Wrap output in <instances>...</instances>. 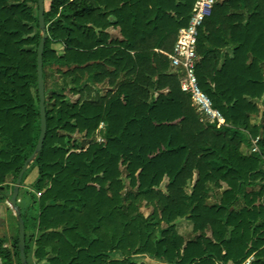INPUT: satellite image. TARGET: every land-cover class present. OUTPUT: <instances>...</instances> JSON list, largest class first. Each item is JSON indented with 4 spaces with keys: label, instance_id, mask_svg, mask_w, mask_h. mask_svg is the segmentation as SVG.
Here are the masks:
<instances>
[{
    "label": "trees",
    "instance_id": "16d2710c",
    "mask_svg": "<svg viewBox=\"0 0 264 264\" xmlns=\"http://www.w3.org/2000/svg\"><path fill=\"white\" fill-rule=\"evenodd\" d=\"M216 1L197 77L221 128L193 107L168 56L199 0H45L48 129L33 192L18 197L28 264H264V0ZM42 39L39 0H0V203L40 140ZM55 67L61 93L48 89ZM181 219L194 225L188 241ZM7 243L0 263L22 264L19 234Z\"/></svg>",
    "mask_w": 264,
    "mask_h": 264
},
{
    "label": "built area",
    "instance_id": "2783aa9c",
    "mask_svg": "<svg viewBox=\"0 0 264 264\" xmlns=\"http://www.w3.org/2000/svg\"><path fill=\"white\" fill-rule=\"evenodd\" d=\"M216 0H199L189 26L180 32L172 55V73L179 75L181 89L192 98L193 107L210 124L218 128L226 126L224 115L214 107L211 98L201 89L197 77V47L200 31L208 17L211 16ZM258 141L254 140L252 153H258ZM246 264H250L248 261Z\"/></svg>",
    "mask_w": 264,
    "mask_h": 264
},
{
    "label": "rangeland",
    "instance_id": "374dc122",
    "mask_svg": "<svg viewBox=\"0 0 264 264\" xmlns=\"http://www.w3.org/2000/svg\"><path fill=\"white\" fill-rule=\"evenodd\" d=\"M48 2V1H47ZM109 33L112 35L113 39L116 40H122V36L120 34V30L118 29H111L109 30ZM59 47L57 46V49ZM47 74H48V89H49V93H61V89H63L65 87L64 84V80L62 78V76L57 74V68H49L47 70ZM94 94L98 95V96H105L108 91L110 90L108 86L106 85H98V86H94ZM66 97L69 99L70 102H75L77 100L78 97H73L71 96L67 91L65 92ZM104 125H101L99 131H98V135H97V139H98V143H105V139L103 136L104 133ZM78 139L79 141L80 136L75 135L74 139ZM243 152L245 154H249L250 152H247V150L244 148ZM38 177V170L36 168H34L33 164L30 165L25 178H24V184L21 187L20 190V196L19 198L22 201V199H24L26 197V194L29 192H33V184L36 181ZM196 177L193 181V183L190 184L189 188L187 189V192L190 194L192 192L193 186L196 182ZM125 183L128 184V180L125 179ZM7 185L9 187L13 186V178L9 177L8 178V182ZM166 186H167V181H165L162 185V191L166 190ZM225 188V186H224ZM223 190L218 192L216 190H214L211 194H210V199L208 200V204L212 205V204H216L219 199L220 196L222 194ZM8 194H10V192H8ZM10 199L8 201H6L5 203H0V238H8L9 244L11 240H13L14 238H16L19 234V230L16 224V216L14 214V212L12 211V207L10 205ZM21 205V204H20ZM142 213L146 216L149 217L152 213H153V209H148V208H143L142 209ZM8 216V217H7ZM4 218V222L2 225V220L1 218ZM178 233L186 240H190L194 237L193 234V230H194V225L186 220V219H181L178 220L175 223ZM31 261H33V257L31 256ZM140 262H144L146 264H162L160 262H157L155 260L149 259V258H138L136 259ZM1 264V263H0ZM14 264H18L17 261Z\"/></svg>",
    "mask_w": 264,
    "mask_h": 264
},
{
    "label": "water",
    "instance_id": "95a60500",
    "mask_svg": "<svg viewBox=\"0 0 264 264\" xmlns=\"http://www.w3.org/2000/svg\"><path fill=\"white\" fill-rule=\"evenodd\" d=\"M45 13H46V6L45 0H39V25L40 29L43 32V39L40 43L38 49V85H39V94H40V111H41V136L38 143V147L34 155L25 163L22 172L20 173L13 195L10 199L11 209L14 212L18 223H19V249H20V259L22 264H28L27 257H26V228L25 222L22 218L20 208L18 206V197L20 194V190L23 183V178L25 173L28 171L30 165L35 161L38 155L42 152L44 148V143L47 136V110H46V88H45V80H44V62H43V54L45 49V42L48 39L47 34V27L45 21Z\"/></svg>",
    "mask_w": 264,
    "mask_h": 264
},
{
    "label": "crops",
    "instance_id": "0c3cea01",
    "mask_svg": "<svg viewBox=\"0 0 264 264\" xmlns=\"http://www.w3.org/2000/svg\"><path fill=\"white\" fill-rule=\"evenodd\" d=\"M226 126H228V125H226ZM252 148H253V144H252V147H251V149H249V150H247V149H246V150H247V152H250L249 154H252ZM7 217H8V216H7ZM4 218H5V217H2V218H1V220H2V225H3V223H6V222H4V221H3V220H4ZM1 239H2V238H1ZM7 239H8V238H7ZM8 244H9V243H7V246H8ZM9 246H10V245H9Z\"/></svg>",
    "mask_w": 264,
    "mask_h": 264
}]
</instances>
